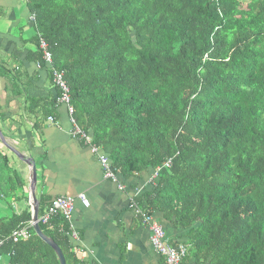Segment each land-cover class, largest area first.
<instances>
[{"label": "trees", "instance_id": "1", "mask_svg": "<svg viewBox=\"0 0 264 264\" xmlns=\"http://www.w3.org/2000/svg\"><path fill=\"white\" fill-rule=\"evenodd\" d=\"M27 4L65 73L78 125L118 175L126 181L172 160L138 202L189 229L185 262L264 264V0ZM0 168V193L21 200L22 176L5 172L3 155ZM30 220L29 210L0 218L1 256L59 264L33 229L13 242ZM61 222L40 226L66 264H93L77 256Z\"/></svg>", "mask_w": 264, "mask_h": 264}, {"label": "crops", "instance_id": "2", "mask_svg": "<svg viewBox=\"0 0 264 264\" xmlns=\"http://www.w3.org/2000/svg\"><path fill=\"white\" fill-rule=\"evenodd\" d=\"M26 2L0 0V129L4 141L34 159L35 196L45 209L62 195L85 193L89 199V207L77 200L73 211V225L79 234V240L72 242L77 256L93 264H164L150 244L147 226L129 208L128 200L132 192L138 197L153 192L155 186L147 183L153 169L126 181L118 175L126 184L127 194L104 178L97 155L81 140L69 136L72 125L66 107L53 102L56 93L50 74L38 69L33 59L37 32ZM50 116L54 124L49 122ZM0 155L8 160L5 172L16 170L25 183L21 200L0 193V218L8 219L24 210L31 213V168L10 153L1 139ZM153 214L166 230L170 245L186 243L189 229L176 227L174 220L167 221L162 212ZM7 262L5 257L0 259V264Z\"/></svg>", "mask_w": 264, "mask_h": 264}, {"label": "built area", "instance_id": "3", "mask_svg": "<svg viewBox=\"0 0 264 264\" xmlns=\"http://www.w3.org/2000/svg\"><path fill=\"white\" fill-rule=\"evenodd\" d=\"M58 78H55L56 85L62 90V94L57 97V101L61 104H65L69 114V120L72 125L70 130V134L74 137H79L81 140L84 141L86 144H91V137L85 133L77 124L75 118L73 117L74 114V107L70 104V96H69V89L65 85L62 75L57 74ZM51 123H54V118H48ZM92 152L98 153L99 148L93 146ZM100 163L104 169L105 178H110L113 182L117 181L116 175L111 168V163L106 155H99ZM169 165V162L166 163ZM158 172H155L154 177H156ZM121 190H124V186H119ZM77 200L85 206L89 207L90 202L89 199L86 197L85 193H81L77 196H58L51 200L48 204L44 213L39 217V223L50 225L51 221L54 218L60 217L65 223L68 224V232L66 235L72 241L79 240V234L75 230L72 217L73 211L75 208V203ZM129 206L134 211V213L141 219L142 223L147 226L149 233H150V244L152 248L159 254L161 257L164 258L165 264H187L185 262V258L188 254V247L185 244H179L176 247L170 245L167 242L166 234L164 232L163 227L160 223L154 218L153 214L150 211H147L140 207V205L135 201L133 197L129 199ZM64 225H60L59 229L62 231ZM33 223L31 221L28 224L23 225V227L14 230L12 233V240L13 242L17 243L22 239H29L32 236ZM3 245V241H0V249ZM1 250H0V259Z\"/></svg>", "mask_w": 264, "mask_h": 264}, {"label": "clouds", "instance_id": "4", "mask_svg": "<svg viewBox=\"0 0 264 264\" xmlns=\"http://www.w3.org/2000/svg\"><path fill=\"white\" fill-rule=\"evenodd\" d=\"M27 0H25V2H26ZM27 3V2H26ZM28 5V4H27ZM34 17H35V14H31V20L33 21V25L35 26V30H36V25H35V22H36V19H34ZM36 32H37V30H36ZM37 42H38V44H36L37 45V54H36V56L38 57V54L40 55V59L38 60H35V63H36V65H37V68L38 69H41V70H47L48 72H49V74H50V77H51V79H50V81H51V85H52V87H53V89L55 90V93H56V100H57V97L59 96V94H61L62 93V90L59 88V87H56L54 84H56V82L54 81L55 80V78H58V76H57V74H61L62 75V79H63V81H64V83H65V85L68 87V89H70V87H69V85H68V83L65 81V73L62 71V70H59V69H57L54 65H53V54H52V52L50 51V44L48 43V40L45 38V36H43V35H41L40 33H38L37 32ZM59 90L61 91L60 93H59ZM56 104H60V105H64L65 106V104H61V103H59L58 101L56 102ZM70 104L74 107V105L72 104V101H71V98H70ZM66 107V106H65ZM74 109H75V107H74ZM66 110H67V107H66ZM74 113H75V111H74ZM67 114H68V110H67ZM50 117H53V116H50ZM73 117L75 118V115L73 114ZM54 118V117H53ZM68 118H69V114H68ZM49 120V119H48ZM75 120H76V118H75ZM50 122V121H49ZM69 122H70V120H69ZM76 122H77V120H76ZM51 123V122H50ZM54 123H55V119H54ZM54 123H51V124H54ZM71 124V123H70ZM78 124V123H77ZM79 126V125H78ZM80 127V126H79ZM88 134V133H87ZM90 137H91V134L89 133L88 134ZM76 139H79V140H81L79 137H77ZM83 143H84V141L83 140H81ZM89 149H90V151H91V153L92 154H96L97 155V157H98V160H99V162H100V159H99V155H106V156H108V158H109V160H110V163H111V168H112V170L114 171V173H115V175H116V178H117V181L116 182H113V180L112 179H110V178H105V174H104V178L105 179H107V180H110L111 182H113V183H115L117 186H118V188H119V186H124V190H121L120 188V190L121 191H125L127 194H128V192H127V188H126V184L125 183H122L121 182V180H119V177H118V172L116 171V169L112 166V161H111V159H110V157H109V155L107 154V153H105L99 146H98V148H99V152L98 153H95V152H92V147L93 146H95V147H97L96 145H94L93 144V142H92V138H91V144H86V143H84ZM167 162H169V165L167 166L166 165V163ZM101 164V163H100ZM171 165H172V160L170 159V160H167V161H165L164 163H163V165L162 166H158V167H156V168H153L152 167V169H153V172H152V174H151V177L147 180V183H150V184H152L153 186H156L157 185V183H158V180H159V176H160V172H161V170L163 169V168H169V167H171ZM155 172H158V174H157V176L156 177H154V175H155ZM119 180V181H118ZM130 197H133L134 199H135V201L139 204V202H138V199H139V197H138V194H136V193H133L132 192V194L130 195ZM130 197L128 198V200L130 199ZM141 197V196H140ZM56 198V197H55ZM51 202V201H50ZM49 202V203H50ZM140 205V204H139ZM48 206V205H47ZM140 207L141 208H143L141 205H140ZM47 208V207H46ZM129 208H130V206H129ZM131 209V208H130ZM143 209H145V208H143ZM46 210V209H45ZM145 210H147V209H145ZM147 211H150V210H147ZM134 212V211H133ZM152 214H153V211H150ZM135 214V213H134ZM136 215V214H135ZM137 216V215H136ZM153 216H154V214H153ZM40 217V216H39ZM39 217H38V219H39ZM138 217V216H137ZM58 218H60V217H58ZM54 219H56V218H54ZM53 219V220H54ZM61 219V218H60ZM140 219V218H139ZM52 220V221H53ZM141 220V219H140ZM31 221V220H30ZM51 221V222H52ZM63 221V220H62ZM158 221V220H157ZM39 222V221H38ZM142 222V221H141ZM159 222V221H158ZM62 223V225H63V223H64V221L63 222H61ZM60 223V224H61ZM40 224V223H39ZM45 225V224H44ZM161 225V224H160ZM60 226V225H59ZM162 226V225H161ZM163 227V226H162ZM163 229H164V227H163ZM34 231V230H33ZM59 231H60V229H59ZM64 231V228H63V230L62 231H60V232H63ZM164 232H165V234H166V230L164 229ZM167 239V238H166ZM72 241V240H71ZM72 242H74V241H72ZM182 244H185L186 245V243H182ZM179 245V244H178ZM173 246V245H172ZM187 247H188V245H186ZM176 247V246H175ZM163 258V257H162Z\"/></svg>", "mask_w": 264, "mask_h": 264}, {"label": "water", "instance_id": "5", "mask_svg": "<svg viewBox=\"0 0 264 264\" xmlns=\"http://www.w3.org/2000/svg\"><path fill=\"white\" fill-rule=\"evenodd\" d=\"M0 139L4 143V146L7 148V150L10 153H12L20 161H23L24 164H26L29 168H31L32 176H31L28 193H29V201H30V206H31V222L33 223V230L37 237H39L42 241L48 244L55 251L58 257V260H59V264H66V259L64 257V254L61 248L55 243V241L52 238H50L43 232L38 222L39 202L35 196V188L37 184V171H36V164H35L34 159L32 157L25 156L24 154L17 151L12 145L6 143L2 136L1 129H0Z\"/></svg>", "mask_w": 264, "mask_h": 264}]
</instances>
